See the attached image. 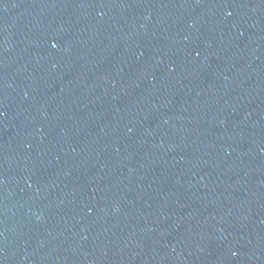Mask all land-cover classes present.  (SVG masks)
<instances>
[{"label":"water","instance_id":"95a60500","mask_svg":"<svg viewBox=\"0 0 264 264\" xmlns=\"http://www.w3.org/2000/svg\"><path fill=\"white\" fill-rule=\"evenodd\" d=\"M0 264H264V0H0Z\"/></svg>","mask_w":264,"mask_h":264}]
</instances>
